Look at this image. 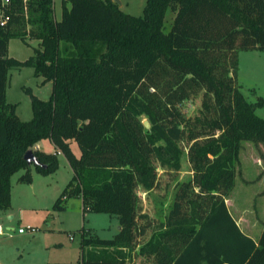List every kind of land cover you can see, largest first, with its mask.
<instances>
[{
  "label": "trees",
  "instance_id": "trees-1",
  "mask_svg": "<svg viewBox=\"0 0 264 264\" xmlns=\"http://www.w3.org/2000/svg\"><path fill=\"white\" fill-rule=\"evenodd\" d=\"M0 13L9 17L0 27V211L15 173L24 170L19 181L29 185L32 166L50 175L62 155L72 177L52 210L80 198L84 213L119 223L112 238L69 233L80 237L77 264H264V226L253 240L225 204L242 144L264 146L255 113L264 98L248 102L237 79L238 52H264V0H146L139 17L114 0H61L59 20L53 0H0ZM13 39L38 47L17 60ZM22 67L52 84L48 100L31 95L29 121L6 100L9 70ZM199 97L188 117L185 104ZM44 140L55 153L36 149ZM184 156L192 175L157 221L138 190L174 181Z\"/></svg>",
  "mask_w": 264,
  "mask_h": 264
},
{
  "label": "rangeland",
  "instance_id": "rangeland-1",
  "mask_svg": "<svg viewBox=\"0 0 264 264\" xmlns=\"http://www.w3.org/2000/svg\"><path fill=\"white\" fill-rule=\"evenodd\" d=\"M118 1V6L122 12L135 17L143 14L146 0ZM53 4L54 19L59 20L61 18V0H53ZM173 18L172 14L167 15L165 22L167 27L172 24ZM33 48H37V41L28 40L27 43H23L20 40L13 39L10 41L9 56L17 60H25L33 54ZM240 55L241 69L244 74L241 92L248 102L254 103L257 97L264 98V70L260 69V63L245 59V56H249L248 53H241ZM253 88L256 90H253ZM51 92V82L44 81L42 77H35L32 68L22 67L9 70L6 100L8 103L16 105V115L21 121H29L33 117L31 95L46 101L49 99ZM200 106V97L186 103L184 107L186 115L188 117L196 116ZM255 113L258 117L264 119L263 108L256 109ZM242 147L243 153H240L236 166L237 182L226 197L225 204L238 227L245 234L255 237V232L264 226V180L252 185L254 178L247 174L246 167L249 168L248 165L253 163L252 157L261 158L262 148L257 149L251 143L246 142ZM45 148L43 149L45 152L51 149L49 146ZM72 149L76 155L79 154L76 143L72 144ZM58 161V169L47 176L38 174L32 166L30 168L31 185L19 181V178L25 173L23 170L15 173L12 177L11 200L13 204L10 205V208L13 213L16 212L17 214L19 210L27 212L31 208H46V210L37 211L36 216H42L41 222L36 226H30L35 227L38 232L30 235L27 239L16 238L18 230L27 227L23 223L18 225L19 223L16 222V225L12 227L13 230H5L8 237L10 235L12 239L7 242L0 241L1 264H77L80 256V237L77 235L71 241L68 236L69 233L84 227L100 238H112L116 234V226L119 224L117 225L114 222L117 221L113 220L115 217L103 213H84L79 210L78 202L73 199H71L72 201L69 202V206L65 211L55 212L52 210L53 202L60 196L72 176H70L71 170L65 157L58 156ZM189 169L190 166L184 156L181 172L174 181H169L166 177H163L160 188L147 194L138 190L142 199L143 211L157 219V221H164L174 198L175 186L182 179L189 177L187 175ZM34 175L37 180L33 182L35 180ZM60 185L62 189H60ZM49 186L56 188L59 192L54 199L48 196L43 201L45 189ZM0 215H2L1 211ZM139 261L137 258L136 262L139 263Z\"/></svg>",
  "mask_w": 264,
  "mask_h": 264
},
{
  "label": "crops",
  "instance_id": "crops-1",
  "mask_svg": "<svg viewBox=\"0 0 264 264\" xmlns=\"http://www.w3.org/2000/svg\"><path fill=\"white\" fill-rule=\"evenodd\" d=\"M10 41H9V46H10ZM9 46H8V55H9ZM37 47H38V42H37ZM241 53H248L249 56H245V59L248 60V61H252L254 63L255 62L260 63L259 64L260 69L262 68L264 70V52H261V51H241V52H238V66H239V69H238L237 79H238L239 85L242 88V86H243L242 85L243 84L242 80L244 79V74L242 73V69H241V60H240V56H241L240 54ZM258 76H259V74H258ZM255 79H258V78H255ZM253 90H256V89L253 88ZM243 144H242V146H243ZM48 146L51 148L50 151H48V152L43 151V149H46L45 147H48ZM252 146H254V145L252 144ZM35 147H36V149L38 151H42V152L48 153V154H53V153L56 152L55 149L53 148V146L51 145L49 140L41 141V142L37 143V145ZM263 147L264 146H262V145L259 147V148H262V152H260V157L261 158L252 157V159L254 160L253 163L248 165L249 168L246 167L247 174H249L251 177L254 178V180H252V181H254V182H252V185H256L260 181L264 180V150H263L264 148ZM240 153L242 154L243 151L241 150ZM59 156H61V155H59ZM239 156H240V154H239ZM259 159H261V160H259ZM23 172H25V171L23 170ZM70 173H71L70 174V176H71L72 175V171H70ZM187 175L190 177L192 175V172L189 171L187 173ZM189 177H187V178H189ZM35 178H36V176L34 175V179ZM187 178H184L182 180H185ZM36 180L37 179L33 180V182L36 181ZM236 182H237V177L235 176V183ZM31 184H29V185H31ZM60 189H62L61 185H60ZM58 192H57L56 188H54L52 186H49L48 188L45 189V192H44V195H43V201L48 196H51V197H53L52 199H54V197L57 195ZM73 200L78 202L77 206H78L79 210H82V201H81V199L80 198H75ZM51 201H53V200H51ZM70 201H72V200H70ZM69 202H68L67 206H69ZM12 204H13V201L11 200V205ZM9 208L7 210H5V211H1L2 215H0V241L1 242H7V241H10V239H12V237L10 235L8 237L7 233H5V230H13L12 227H14L16 225V222L19 223L18 225H22L21 223H23V225H26V226H30V225L36 226L38 223L41 222V219H42V216H36L38 214L37 211L38 210H46V208H31L30 211H27V212L19 210V212H17V214H16V212L13 213L11 211V208L10 209ZM113 220H117V218H114ZM114 222H116L117 225L119 224L118 220L114 221ZM116 227H117L116 231L118 232L119 231V225L116 226ZM262 228L259 231L255 232L256 234L254 233L255 237L252 236V235H248V234H246V235L256 241L258 239L261 231H262ZM117 232H115V233H117ZM29 236H30V234H19L18 233L16 238L17 239H27V238H29ZM1 237H3V238L1 239ZM1 256H2V254H1ZM2 257H4V256H2ZM0 262H1V258H0Z\"/></svg>",
  "mask_w": 264,
  "mask_h": 264
},
{
  "label": "built area",
  "instance_id": "built-area-1",
  "mask_svg": "<svg viewBox=\"0 0 264 264\" xmlns=\"http://www.w3.org/2000/svg\"><path fill=\"white\" fill-rule=\"evenodd\" d=\"M9 20V17H7L4 13H0V27H2L7 21ZM38 232V230L35 227L27 226L25 229H19V234H30L34 235ZM70 239H73L70 237Z\"/></svg>",
  "mask_w": 264,
  "mask_h": 264
},
{
  "label": "water",
  "instance_id": "water-1",
  "mask_svg": "<svg viewBox=\"0 0 264 264\" xmlns=\"http://www.w3.org/2000/svg\"><path fill=\"white\" fill-rule=\"evenodd\" d=\"M114 2H116L117 4H119V1L118 0H114ZM143 125L146 129H149L150 128V125H149V122L148 121H143ZM26 159L27 161H30L32 158H31V155H26Z\"/></svg>",
  "mask_w": 264,
  "mask_h": 264
}]
</instances>
